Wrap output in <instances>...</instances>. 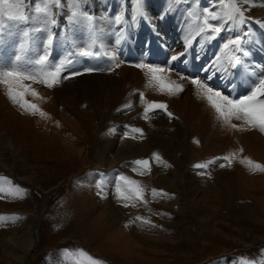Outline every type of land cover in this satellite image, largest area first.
Here are the masks:
<instances>
[{"label": "bare ground", "instance_id": "6f19581e", "mask_svg": "<svg viewBox=\"0 0 264 264\" xmlns=\"http://www.w3.org/2000/svg\"><path fill=\"white\" fill-rule=\"evenodd\" d=\"M75 1L76 0H61V7L55 8L57 9L56 26L58 25V27H60V24H62L60 21L64 22L65 19L67 21L71 18L75 7ZM64 4L67 5L65 7V14H62L59 10L64 8ZM84 4L86 8H104L106 15L109 17L110 24L107 19L108 17H105V21L104 16H102V28L99 27L96 21V31L92 34L94 35V39L90 41V45L95 44L96 48H98V50H96L97 53H102L105 57V59H103L102 56L99 57L100 61L96 63L104 67L105 71H83L84 69L80 68L82 67L80 65H82L81 63H85V61L80 56L78 57V61L73 64H71L70 61L63 62V58H68L65 56L67 52L72 50V46L68 42L70 47L66 50L65 54L63 55V53H61L59 60L56 58V61H52V69L59 65H63L64 67L57 77L59 85H56L49 94L46 93L47 97L51 95L48 109L52 114V118H55L51 121L56 122V119H58L61 121V125L63 124L65 126L66 130H68V126L70 129L77 130L80 127V121L82 119H95L101 114L99 112H103L102 110H104V108L108 107V109H110L112 107L111 114L109 115L116 119V126L114 127L116 130L115 132L120 134L123 133L121 125L131 119L135 121V118H137L138 123L133 127L135 129H140L141 132H135L136 137H141L142 132L146 130L152 139L144 145L142 144L144 142L142 141L143 139H138V142L142 141V143H132L130 139L118 140V135L116 136L112 134L113 131H110L109 135L113 138L112 141H114V144H117L119 141V149L117 148L118 146L116 147L117 152L113 151L114 145L106 148L103 146L104 143L101 144L94 140L97 142L95 144L96 161L91 166H87L80 173V177H84L86 180L85 182H80V189H77L76 196L71 202L73 206L71 209L76 219H79L82 226L83 223H88L89 228H91L89 231L93 232V234L101 230L103 237L110 243V248L113 246L114 250H117L118 253H120V255L122 254L129 262H135L140 257L144 258L143 253L138 250L139 248L142 249V244L140 245V243L150 242L153 238L158 240L159 235L157 237L154 235L157 230H151L155 227L151 225L146 226L145 220L141 218H129L133 213V209L136 211L139 210V207L133 203V198H135V196L133 193L127 191L128 186H125V190L123 183L119 181L116 183L114 177L111 181L112 176H109L111 173L107 174L108 172H106L109 168L112 170L114 167H126V165H129L128 161L131 158L141 159L144 155L154 154L166 148L165 145L162 146L164 140H162L163 136L162 133H160V128H158V123L154 125L155 117H162V114L150 115L145 120L141 118V109L135 108L121 118L122 113L120 110L122 109L120 108L122 107L121 105L125 102H130L132 100L133 104L137 103L139 95L131 91L136 88L143 89V85L147 82L151 84L154 80H148L147 75H152L149 69L158 67L165 68V70L156 75L160 77L163 76L166 83L170 81L175 85L182 86V89L185 88L184 90L187 93L184 95L186 96L184 97L183 93L179 90H177L173 96L167 95L169 92L165 94L162 93L163 95L159 93V95L157 92H160V89H155L153 86V88H151V85L148 83L150 86L146 84L148 88L143 89L144 98L149 102L153 100H160V102L165 101L173 110L175 109V111L177 108L178 112L176 111L177 114L175 115H178L177 117L182 116V118H179L180 121H178L179 124L177 125H179L181 129L180 132L183 131L188 139H183L179 136L177 142H175L176 144L173 145L174 147L170 148L172 151H181L180 158H177L180 159V161L177 160L179 161L177 165L178 168L170 172L171 176L159 167L161 169L157 170V173L152 175V182L149 181L150 178L143 176L141 173L140 175L139 172H136V174L133 172L136 176H139L137 178L134 174V176L127 175L126 177L128 180L136 181L137 184L133 187L142 189V192L145 191L144 193L147 195H149L147 191L149 183L154 184L156 181L159 184H169L174 181V187L182 194V200L180 199L181 202L185 200L189 205L190 203H196L198 207L200 206L203 210H205L207 203H216L215 206L213 204L212 209H234L232 216L240 218L243 215L245 217V213L243 212L245 208H242L243 211H240L238 208H240L239 206L241 205L239 204V206H237V201L240 199H238V195L242 192L240 190H243L242 188H244V190H247V188L248 190H251V188H264L263 173H258L257 177H252L248 173L251 172V169H255L254 165H264V132H261L258 127H253L246 124L243 120H236L234 118L231 123L237 125V127L232 128L226 126L221 119L217 118L214 109L208 105L198 87L193 85L189 79L198 78L200 81L204 80L203 83L207 84L212 89H221L216 91L221 92L229 99L239 97L241 94L245 93V91L248 92L245 96L250 95L254 85L264 76V26H262L264 25V0H249L247 4L241 0L240 7L245 13L243 24H239L235 21L225 23L226 18L221 21H212L214 24L224 23V30L216 35L214 39L210 38L207 33H198L199 27L202 26L203 14L205 12V10H202L204 5L203 0H139V3L137 0H84ZM208 6L209 8H207V10L214 11L216 14L224 17L226 9L220 6L219 0H210ZM138 8L139 13L137 12ZM98 16H101V14H98ZM117 17L120 18L119 21ZM70 22V26L66 27V29L70 27L73 38H75L74 41L77 43V33H74V30L78 29L79 32H82L83 27L81 28L77 22ZM11 23H15L13 28L5 24L6 26L2 29L3 36L1 37L2 44H0V58L3 60L4 69L12 68V49L9 44L13 42L15 38L14 34L17 35L20 33L19 29L21 27L18 24L19 22ZM112 25L117 26L120 33H116L117 29L113 30ZM157 27H159V29ZM42 28H38L36 33L37 36L40 35L39 31H42ZM151 36H155L163 44L165 49L164 56H169V63L167 66L164 64L162 66H153L150 64L153 58L161 59L158 55L153 54L149 56L147 54V45ZM22 37L24 39L26 38L25 35H22ZM65 37L66 39L68 38L67 36ZM235 37H240L242 39L241 50L233 51L231 47L225 50L223 45L229 39ZM186 45L188 46L186 47ZM27 46L28 45H25L24 49L21 48L17 51L14 64L23 60L26 65L28 55L32 53V50H29L31 47ZM105 47H112V51L106 50ZM22 49L29 52V54L22 57ZM80 50L81 48L79 52ZM113 56L115 57L114 59ZM173 56H178L179 58L173 61L171 59ZM17 57H20L19 61ZM91 57L90 55L89 59ZM232 57H235V59H232ZM109 58L113 61L115 65L114 68L108 67ZM162 59L164 60V57ZM128 62L131 64L130 66H127ZM237 63L243 66L245 76L241 80L239 92L234 94L232 92V72ZM138 65H145V67H138ZM170 65L179 67L184 70L187 75L184 76L185 74L181 72H175L172 68H170L171 71H168ZM40 68L42 67L40 66ZM73 70H77L80 74L76 77H71L72 75L68 77L67 73H71ZM181 77L184 78L182 79ZM24 84L29 85L31 89L37 92L38 87H40L39 84L42 83L38 81H24ZM0 85V137H4V140L2 139L3 145L7 148L12 147L17 155L33 149L40 154H53L63 162L72 160L71 150L69 148H64L63 145L61 147L60 141L55 140L54 144L50 145V147H43L40 144L38 145L39 142L36 144L32 141L33 134L31 127H34L32 123L37 120L39 121V119L35 117V114H32V118H29L27 115H21L22 108L17 103L13 104V100L7 94V86L3 83H0ZM73 92L75 95H73ZM224 92H229L230 94L226 95ZM30 96V93L26 94L24 100L26 97ZM260 99H264V97H260ZM61 108L62 110L60 111L59 109ZM117 108L118 111L116 112ZM150 121H152L153 124H151ZM118 127L120 128L118 129ZM63 130L66 132L65 129ZM9 134H11V136ZM185 134L183 136H185ZM7 135L10 136V138L6 137ZM107 137L110 138L109 136ZM154 137L157 140H155ZM193 138L195 140H193ZM191 139L193 140V144L191 143ZM199 141L203 145L202 150L204 155L206 153H215L219 146L227 143V141L232 142L234 151L236 149L245 150L242 154L238 153L234 156V154L231 153V156H228L229 158L227 161L231 163L230 166L233 168V170L230 171L231 174L227 167L225 169L221 168V170L216 169V190L215 188H212V191L206 190L202 187V183L199 182L200 179H198L197 176L194 175L193 177V175H190L191 173L187 172V163L189 160L199 155V150L196 146L194 147ZM204 142L205 144H203ZM164 143L166 144L165 141ZM110 154H112V157H110ZM167 154H169V152H167ZM215 154L217 156V153ZM204 155L202 156L203 161L205 160ZM248 161H252V163L249 164ZM220 163L222 164L223 162ZM216 166L221 167L218 163ZM248 167L251 168L250 171ZM155 169H157V167ZM97 170H103L105 173L100 172V174H98ZM252 171L255 172L256 170ZM5 176L6 177H0V184L9 181L12 183L14 192L20 190V187L16 185L12 179H8L7 175ZM171 185H173V183ZM186 185L192 186L193 191L189 192ZM118 186L120 188V193L117 192ZM95 187H98L97 192L94 189ZM190 194L193 195L191 198H189ZM249 194L255 196L259 201V196H256L257 194L254 195L252 191H249ZM125 196L129 198H122ZM129 203H131V206L134 208L128 207ZM260 206L261 205L257 203L255 207L253 205L254 208L249 205V210L246 211L248 215L247 219H250V221H257L253 214L255 211H258L263 215L262 220L264 221V207L262 206V208ZM150 210H154V205L151 206ZM146 212L147 211H144L143 213L145 214ZM126 213L130 214L125 217L124 215H126ZM9 215L10 214H7V216ZM14 218L17 219L18 217L14 215L12 221ZM200 220H202V218H199V221ZM182 222H184V219L182 220L180 218L174 223L180 225L183 224ZM259 222L262 223V221ZM31 223L33 224V220L30 221V224ZM166 224L169 223L165 222L164 228H162L169 231L172 226L169 224L167 227ZM172 234V236L166 235L160 236V238L162 237L161 239L174 242L176 239L180 238L181 232L177 231L176 234L175 231H173ZM252 237L254 238V240L252 239L253 241H255V239H257V242L264 241V236ZM160 241L162 242L163 240ZM257 252L258 251H254L252 254H256ZM260 254L261 252H258L256 258L259 257ZM181 255L182 253L176 256L182 257ZM257 264H259V262Z\"/></svg>", "mask_w": 264, "mask_h": 264}, {"label": "rangeland", "instance_id": "374dc122", "mask_svg": "<svg viewBox=\"0 0 264 264\" xmlns=\"http://www.w3.org/2000/svg\"><path fill=\"white\" fill-rule=\"evenodd\" d=\"M203 1L204 5L202 10H207V8H209L208 4L210 3V0ZM35 3L39 4L40 0H35ZM74 3L76 5V1ZM64 5V8L59 10L62 14H65V7L67 4ZM26 11L30 16V20L27 23H18L21 26L19 29L20 33L17 35L14 34L15 38L9 46L12 49V67L19 66L20 70L27 71L31 74L39 73L38 69L40 66L35 64V60L40 56L39 54L44 55L47 53L48 56L51 53L48 56V59L51 60H48L47 64L43 66V71L52 69V61H56V58L59 60L61 53L64 55L66 50L70 47L68 42L73 47V50L76 51L77 55H80V48L92 50V46H90L89 43L91 39L94 38V35L92 34L96 31L97 23L99 27L102 28V16H104L105 21V17H108L104 8H86L84 0H79L78 7L75 6L73 9V11H77L82 15L76 17L75 21L72 16L67 21L66 19L64 22L60 21V23L63 24H60V27H58V25L56 26L57 9L55 8L51 9V11L55 12V16L48 19L36 14L34 5L28 7ZM83 14L91 17V20L85 19ZM98 14H101V16H98ZM51 19L55 20L54 24L51 23ZM107 19L109 22V17ZM70 21L77 22L81 28L83 27L82 32H79L78 29L74 30V33H77V43L74 41L75 38H73L70 27L66 29V27L70 26ZM11 22L14 21H3L4 27L9 25L10 28H13L15 23ZM4 27L0 28V44H2L1 37L3 36L2 29H4ZM38 28L43 29L42 31H39V36L36 35ZM112 28L113 30L117 29L116 33H118L119 29L117 26L112 25ZM157 28L159 29V27ZM26 32L30 35L24 39L22 35H25ZM65 36L68 38L64 39ZM49 37H51L52 42L50 46L46 47ZM63 39L64 42L60 44ZM25 45H28L27 47H31V49H29L32 50L31 54L23 50ZM21 48H23L22 57L29 54L26 65L23 60H18L19 62L14 64L16 53ZM105 49L112 51V47H105ZM92 51L96 52L95 50ZM2 61V58H0V70L5 67ZM154 63L155 62H152L150 64L153 66H160L159 64ZM165 63L166 62H164V64ZM81 64L82 65L80 66L82 67L80 68L84 69L83 71L86 69L103 70V68L94 69V67L86 60L85 63ZM130 65L131 64L128 62L127 66ZM162 69L165 70V68ZM168 69V71H171L170 68ZM172 69L175 72H179L175 68ZM75 72L79 73L77 70H73L71 73H67L68 75H66L70 77ZM76 76L77 75H72L71 77ZM147 76L148 80L151 79L153 81L152 75L149 74ZM161 77L163 78V76ZM163 80L166 81L165 78H163ZM189 81L191 80L189 79ZM58 83L59 81H57L51 88L47 87L44 83H42L43 85L39 84L40 87H38L37 90L38 96L31 95L30 97L25 98V101L36 104L38 108V110L35 111V117L38 118L39 121L37 120L32 123V125L34 124V127H31L33 134L32 141L36 144L39 142L38 145L40 144L43 147H50V145L54 144L55 140L60 141L59 143L61 147L63 145L64 148H69L71 150L72 160L63 162L60 158L53 154H40L33 149L17 155L12 147L7 148L3 145L2 139L4 140V137H0V177H6L5 175H7L8 179H12V181L20 187V190L14 192L11 182L6 181L0 184V264H74L76 260L81 259L77 254L78 250H83L93 259L102 261V264H241L242 261H253L255 264L258 262L259 264H264V241L257 242V239L253 241L254 238L252 237L264 236V221L262 220L263 215L260 212L255 211L253 215L257 221H250V219H247L248 215L246 214V211L249 210V205L251 207L254 205L255 207L257 203L261 205L260 207H264V188H251V190H248V188L247 190H244V188H242L243 190H240L242 192L239 191L240 194L238 195V199H240L237 201V206L240 204L242 207L239 206L240 208L238 209L243 211L245 208L243 211L245 213H243L245 217L242 215L239 218L232 216L234 209H212L213 204L215 206L216 203H207L205 210H203V208L200 206L198 207L196 203H190L189 205V203L187 204L185 200L181 202L182 194L174 187V181H172L173 185H171L172 183L159 184L156 181L154 184L149 183V186L147 187L149 195L145 194V191H143L141 193L142 199L137 197L133 198V203L139 207V210L136 211L133 209V213L129 216V218L135 217V219L141 218L145 220L144 222L146 226L151 225L155 227L151 230H157L154 235H156V237L159 235V238L158 240L153 238L150 242L140 243V245L142 244V249L139 248L138 250L143 253L144 258H138V262H129L122 254L121 256L117 250H114L113 246L110 248V243H108V241L103 237L101 230H99L96 234H93V232L89 231L91 228H89L88 223H83L82 226L79 219H76L73 214V210L71 209L73 206L71 202L76 196V191L80 189V182H85L86 180L84 177H80V173L87 166H91L96 161L95 144L97 142L95 141H98L101 144L104 143L103 146L106 148L114 145L113 151L117 152V148L119 149V141L117 144H114V141H112L113 138L109 135L110 131H113L112 134H115L116 136L118 135V140L130 139L132 143H142V141H144L142 143L143 145L147 144L152 138H150L146 130L142 132L141 137H136L133 129H135L134 127L136 123H138V119L135 117V121L134 119H131L121 125L123 133L120 134L115 132L116 130L114 127L116 126V119H114L115 117L109 115L111 114L110 112L112 107L110 109H108V107H106L107 109L104 108V110H102L103 112H99L101 114H99V116L95 119H82L80 121V127L77 130L70 129L69 126L68 130H66L65 126L63 124L61 125L60 120L56 119V122L51 121L55 118H52V114L48 109V104H50L51 101V95L47 97L46 93L49 94L56 85H59ZM148 83L149 82L146 84L148 86L151 85V88L154 87L155 89H160V92H157L158 94L161 93V95H163L169 92L167 89L162 90L155 80L152 82L153 84L149 83V85ZM168 83L172 82L169 81ZM146 84L143 85V89L148 88ZM2 86L5 87L4 85ZM143 89L136 88L131 91L132 93H137L139 95L138 101L136 104H133L131 100L130 102L128 101L121 105V118L135 108L141 109V118L145 120L150 115L162 114L164 117H155L154 125L158 123V128H160V133H162L163 136L162 140L166 142L165 144L163 141L162 146L165 145L166 148H163L164 150H159L154 154L144 155L141 159L131 158L128 161L129 165H126V167L121 166L116 168L114 167L112 170L110 168L107 169V174L111 173L109 174L110 177L112 176L111 181L114 177L116 183H118V181L123 183L124 189L126 185L120 180L121 176L127 178V175L134 176L136 172H139V174L141 173L143 176L150 178L149 181L152 182V175L156 174L157 170L161 168L170 175L171 171L178 168L177 165L180 159L177 158H180L181 154V151H172L170 148L174 147L173 145L176 144L175 142H177L179 136L183 139H188L183 131L180 132L181 129L179 125H177L179 124L178 121H180L179 118H182V116L177 117L178 115H175L177 114L178 109L176 108V112L175 109L173 110L165 101H147L144 98ZM184 89L181 91L183 95L187 93ZM74 92L73 95H75ZM141 94H143V98H141ZM167 95L173 96L174 94L168 93ZM185 96L186 95H184V97ZM150 103L164 104L166 105V109L154 108L145 114V108H147ZM13 104L15 103L13 102ZM59 110L61 111L62 108ZM32 111L33 110L31 109L25 110L22 108L21 115H27L29 118H32V114H30ZM41 111L45 113V115L42 116L40 114ZM117 111L118 108L116 112ZM168 113L172 114L171 117ZM150 122L153 124L152 121ZM119 128L120 127H118V129ZM63 129H65L66 132H64ZM184 134L185 136H183ZM9 135L11 136V134ZM10 136L7 135L6 137L10 138ZM138 139L143 140L138 142ZM193 140L195 139L193 138ZM193 140L191 139L192 144ZM203 144H205V142ZM201 145L202 143L200 141L198 144L194 145V147L196 146L199 150V155L194 157V159L189 160L187 163V172L191 173L190 175H193V177L194 175L197 176V178L200 179L199 182L202 183L199 184H201L206 190L212 191V188H215L216 190V171L221 170V168L225 169L226 167L228 168L229 173L233 170L232 166H230L231 163L227 161L228 159H224V157H230L231 153L234 154V156L238 153L242 154L245 150L236 149L234 151L232 142L227 141V143L219 146L217 151H215L217 156L215 153H206L205 156L202 150L203 145ZM165 150L169 152V154H167ZM203 155L205 159L204 161L202 157ZM156 156H159V159H156ZM110 157H112V154H110ZM138 160L147 161L148 163L146 165H137L135 164V161ZM220 162L223 163L221 164ZM217 163L224 166H216ZM196 164H208V166L206 168H197L195 167ZM156 167L157 169H155ZM248 168L250 171L251 168ZM252 170L256 171L254 172ZM97 171L98 174H100V172L105 173L103 170ZM248 173L252 177H257L258 173L264 174V171L253 168L251 169V172ZM135 177L137 178L139 176L135 175ZM186 188L189 192L193 191L192 186L186 185ZM94 189L97 192L98 187H95ZM153 190H156V195H153ZM249 191H252L254 195L257 194L256 196H259V201L255 196L249 194ZM192 196L193 195L190 194L189 198ZM152 205H154V210H150ZM128 207L133 206L129 203ZM144 211H147V215L146 213H143ZM7 214L10 215L7 216ZM129 214L130 213H126L124 216L126 217ZM14 215L18 218H14L12 221ZM180 218L182 220L184 219V222H182L183 224L176 225L174 222ZM199 218H202V220L199 221ZM31 220H33V224H30ZM259 221H262V223ZM165 222L172 226L169 231L163 229ZM169 224H166L167 227ZM173 231H175L176 234L177 231L181 232L180 238L176 239L174 242L171 240L161 239L162 237L160 238V236H172ZM160 240H163V243ZM254 251L261 252L259 257H257L259 259L256 258V256H258V252L256 254H252ZM181 253L182 257L176 256Z\"/></svg>", "mask_w": 264, "mask_h": 264}, {"label": "snow or ice", "instance_id": "6c2138e0", "mask_svg": "<svg viewBox=\"0 0 264 264\" xmlns=\"http://www.w3.org/2000/svg\"><path fill=\"white\" fill-rule=\"evenodd\" d=\"M139 3V0H137ZM245 4L249 2V0H243ZM220 6L226 9L224 13V17L216 14L214 11L205 10L203 14L202 26L199 27L198 33L204 34L207 33L210 38H215L221 31L224 30V23H212V21H221L226 18V22L235 21L239 24L244 23L245 13L244 10L240 7L241 0H219ZM79 0H76V5L78 7ZM35 8V13L39 16L44 17L45 19L51 18L55 16V12L51 11V9L61 7V0H40L39 4L35 3V0H0V28L4 27L3 21H14L20 23H27L30 20V16L28 15L26 9L30 6ZM139 13V8L137 9ZM82 15L77 11L72 12V18L75 21V18ZM85 19L91 20V17H88L86 14H83ZM119 21L120 18L117 17ZM51 23H55L54 19H51ZM264 26V25H262ZM38 30V29H37ZM30 34L25 33V36L28 37ZM51 37L48 38L47 46L51 45ZM242 39L240 37H235L229 39L224 45L223 48L225 50L230 47L233 51L241 50ZM188 45H186L187 47ZM82 56L92 55L85 48H81L79 53ZM115 57L113 56V59ZM178 56H173L171 59L173 61L177 60ZM20 57H17L19 60ZM235 59V57H232ZM219 60V58H218ZM48 56L47 53L44 55H40L36 60L35 64L39 65L43 68L47 64ZM238 62V60H237ZM63 65H59L52 70L41 71L37 74H31L27 71L20 70L19 66L6 68L0 70V83H3L7 86V94L13 100L14 103L20 105V107L25 108V110H33L30 114H35V111L38 110L36 104L28 103L24 100L26 94H31L33 96H38V93L31 89L29 85L24 84V81H34L46 84L47 87L51 88L57 81V77L60 75ZM138 67H145V65H138ZM85 71L91 72L93 69H86ZM150 73L152 74V79L157 81L161 89H167L169 93L174 94L177 90L182 91V86L175 85L174 83H166L162 77L157 76V73H161L164 71L162 68H150ZM80 73H73L72 75H79ZM182 79L184 77H181ZM191 83L198 87L201 95L207 101L208 105L214 109L217 114V118L221 119L226 126H230L232 128H236L237 125L232 124V119L243 120L246 124H249L253 127H258L261 132H264V99H260V97H264V76L259 79V82L254 85L251 90L250 95L244 96L240 99L234 100L229 99L227 96L223 95L221 92L216 91L209 87L207 84L200 81L198 78H191ZM141 98H143V94H141ZM160 108L166 109V105L150 103L147 108H145V114L151 109ZM42 116L45 115L41 111ZM171 117V113H168ZM135 132H141L140 129H133ZM156 159H159V156H156ZM224 159H228V157H224ZM147 161H135L137 165H146ZM211 163V162H209ZM249 164L252 161H248ZM208 164H196L197 168H206ZM223 167V165H221ZM256 169L260 171H264V165L256 164L254 165ZM120 180L124 182L127 187V191L134 194L135 197L142 199V189L138 187H133L137 184L136 181L128 180L127 178L121 176ZM117 192L120 193V188L118 186ZM153 195H156V190H153ZM129 198V197H122ZM127 206V205H125ZM78 256L81 259H78L74 262V264H102V261H98L88 256L83 250L77 251ZM241 264H255L253 261H242Z\"/></svg>", "mask_w": 264, "mask_h": 264}]
</instances>
